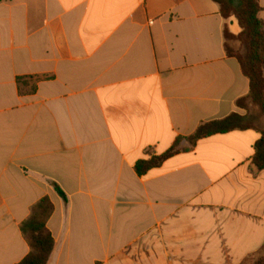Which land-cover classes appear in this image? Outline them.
<instances>
[{"label":"crops","instance_id":"crops-1","mask_svg":"<svg viewBox=\"0 0 264 264\" xmlns=\"http://www.w3.org/2000/svg\"><path fill=\"white\" fill-rule=\"evenodd\" d=\"M225 29L241 32L211 0L0 3V264L28 255L20 225L43 198L47 264H244L263 250L260 131L183 151L201 124L245 114Z\"/></svg>","mask_w":264,"mask_h":264},{"label":"trees","instance_id":"trees-1","mask_svg":"<svg viewBox=\"0 0 264 264\" xmlns=\"http://www.w3.org/2000/svg\"><path fill=\"white\" fill-rule=\"evenodd\" d=\"M2 1L0 0V3ZM211 1L218 5L223 19L233 17L241 30L240 34L234 37L225 29L224 40L227 57L237 61L242 75L249 82L248 95L236 102V107L246 112V115L231 114L222 120L201 124L193 135L184 139L189 148L183 151L191 149L198 141L211 136L225 135L233 131L257 130L260 131L261 138L255 144L252 165L257 171H264V130L251 126L248 116L250 109L254 108L264 117V21L259 19V14L264 10L259 6L258 0ZM229 40L239 41L242 50L237 53L229 51L227 48ZM182 140L177 138L171 148L160 156L147 153L146 159L135 164L136 175L138 177L146 175L148 171L160 167L164 161L179 153L177 147ZM54 189L63 201H66L62 191L57 186H54ZM52 213L51 202L48 198H43L33 206L28 219L20 225L29 253L19 264H47L54 245L53 238L46 228ZM256 264H264V258L259 259Z\"/></svg>","mask_w":264,"mask_h":264},{"label":"rangeland","instance_id":"rangeland-1","mask_svg":"<svg viewBox=\"0 0 264 264\" xmlns=\"http://www.w3.org/2000/svg\"><path fill=\"white\" fill-rule=\"evenodd\" d=\"M236 37V36H234ZM227 48L229 49V51H231L232 53H237L240 52L242 50V45L239 41L236 40H229L227 41ZM246 115V112L243 116ZM248 116L250 117V124L253 127H256L260 130H264V117L261 115L260 112H258L257 109L251 108L250 111L248 112ZM188 144V143H187ZM181 142L178 145L177 149L180 151L181 150ZM189 146V145H188ZM264 258V249L263 251L258 255H255L253 257H250L248 259L245 260L244 264H256V262L259 259H263Z\"/></svg>","mask_w":264,"mask_h":264}]
</instances>
